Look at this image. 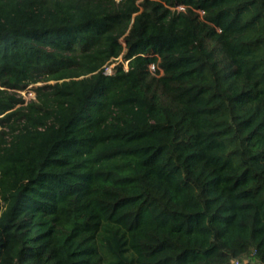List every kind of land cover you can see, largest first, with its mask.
I'll return each instance as SVG.
<instances>
[{"label":"trees","instance_id":"16d2710c","mask_svg":"<svg viewBox=\"0 0 264 264\" xmlns=\"http://www.w3.org/2000/svg\"><path fill=\"white\" fill-rule=\"evenodd\" d=\"M0 264H264V0H0Z\"/></svg>","mask_w":264,"mask_h":264},{"label":"rangeland","instance_id":"374dc122","mask_svg":"<svg viewBox=\"0 0 264 264\" xmlns=\"http://www.w3.org/2000/svg\"><path fill=\"white\" fill-rule=\"evenodd\" d=\"M116 1H118V0H116ZM121 62H123V60L120 58L117 63L108 66L107 69L113 68L118 63H121ZM123 64H124V69L127 70L128 69V62H123ZM150 71H153V68L150 69ZM39 85H41V84L31 85L26 90H24L22 92H19V95L23 97V99L25 100L26 103H28L30 100H33L34 96H35V94H34V92L32 90V87H36V86H39Z\"/></svg>","mask_w":264,"mask_h":264},{"label":"built area","instance_id":"2783aa9c","mask_svg":"<svg viewBox=\"0 0 264 264\" xmlns=\"http://www.w3.org/2000/svg\"><path fill=\"white\" fill-rule=\"evenodd\" d=\"M107 68L105 70V75H110L112 73V68H109V69H107ZM152 68H154V67L153 66H149V69H152Z\"/></svg>","mask_w":264,"mask_h":264}]
</instances>
